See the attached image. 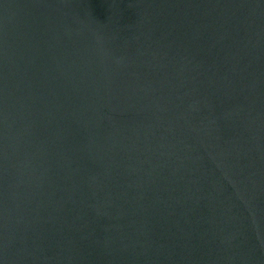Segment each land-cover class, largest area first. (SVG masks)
Masks as SVG:
<instances>
[{"label": "water", "instance_id": "95a60500", "mask_svg": "<svg viewBox=\"0 0 264 264\" xmlns=\"http://www.w3.org/2000/svg\"><path fill=\"white\" fill-rule=\"evenodd\" d=\"M0 264H264V0H0Z\"/></svg>", "mask_w": 264, "mask_h": 264}]
</instances>
